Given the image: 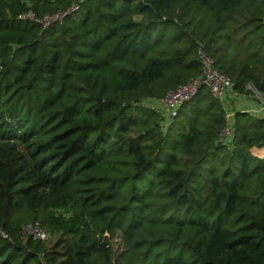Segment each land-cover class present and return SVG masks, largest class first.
Returning <instances> with one entry per match:
<instances>
[{
    "label": "trees",
    "instance_id": "16d2710c",
    "mask_svg": "<svg viewBox=\"0 0 264 264\" xmlns=\"http://www.w3.org/2000/svg\"><path fill=\"white\" fill-rule=\"evenodd\" d=\"M263 19L264 0H0V264H117L115 238L125 264H264V119L237 112L224 143L205 86L166 128L144 103L200 73L199 46L264 95Z\"/></svg>",
    "mask_w": 264,
    "mask_h": 264
},
{
    "label": "built area",
    "instance_id": "2783aa9c",
    "mask_svg": "<svg viewBox=\"0 0 264 264\" xmlns=\"http://www.w3.org/2000/svg\"><path fill=\"white\" fill-rule=\"evenodd\" d=\"M74 9V7H70L64 12L56 11L53 14L44 15L40 19L35 18L32 12L27 11L18 15V18L48 26L54 21H61L68 12ZM197 56L201 68L197 76L190 77L175 88L167 90L159 98L146 99L144 103L162 115V128H166L178 108L192 98L201 86H205L211 96L217 99L222 106L223 124L219 137L222 142L228 143L232 139L237 112H244L255 118L264 119V95L250 83L246 85L243 92L237 91L231 79L215 68L213 59L201 46L198 48ZM254 155L264 160V147L256 149ZM21 233L33 240L45 241L49 237V233L36 221L24 224ZM2 234L6 236L4 232Z\"/></svg>",
    "mask_w": 264,
    "mask_h": 264
},
{
    "label": "rangeland",
    "instance_id": "374dc122",
    "mask_svg": "<svg viewBox=\"0 0 264 264\" xmlns=\"http://www.w3.org/2000/svg\"><path fill=\"white\" fill-rule=\"evenodd\" d=\"M256 150V149H255ZM254 150V151H255ZM218 162H219V159H218ZM225 162V165H228L227 162L224 160ZM216 164V166L218 167V170L220 171V173L222 172V170L224 169V167L220 168V166L218 165V163H214ZM222 169V170H221ZM54 215V214H53ZM52 215V216H53ZM55 217H53V222L54 223H57L56 221L60 222V225L57 226V227H63L64 225L62 224V222L60 221V218L62 216V213L60 212H55ZM56 220V221H55ZM51 221V223H53ZM53 223V224H54ZM56 226V225H55ZM112 248L114 250V252L116 253L115 254V258L117 259V264H125L126 261L130 258L131 254L129 251H125V248L123 247V244L121 243L120 239L119 238H115L113 241H112ZM116 262H114L115 264Z\"/></svg>",
    "mask_w": 264,
    "mask_h": 264
},
{
    "label": "water",
    "instance_id": "95a60500",
    "mask_svg": "<svg viewBox=\"0 0 264 264\" xmlns=\"http://www.w3.org/2000/svg\"><path fill=\"white\" fill-rule=\"evenodd\" d=\"M258 91L261 92V88H258Z\"/></svg>",
    "mask_w": 264,
    "mask_h": 264
}]
</instances>
